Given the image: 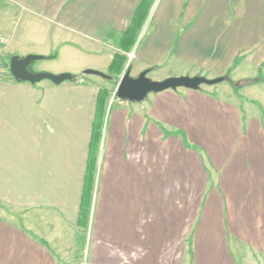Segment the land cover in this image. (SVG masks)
<instances>
[{
  "label": "crops",
  "instance_id": "obj_1",
  "mask_svg": "<svg viewBox=\"0 0 264 264\" xmlns=\"http://www.w3.org/2000/svg\"><path fill=\"white\" fill-rule=\"evenodd\" d=\"M140 2L0 0V30L11 17L24 24L22 41L17 31L2 37L0 62L15 54L14 42H44L26 52L55 58L60 48L71 61L64 70L76 75L32 84L0 73V264H64L82 253V232V264H264V111L257 106L264 81L237 92L180 87L142 102L111 101L112 94L98 103L105 84L84 70L109 72ZM151 27L147 42L136 45L133 76L166 68L159 78L171 69L264 77V0H169ZM252 67L259 75L250 77ZM98 117L102 135L82 226Z\"/></svg>",
  "mask_w": 264,
  "mask_h": 264
},
{
  "label": "rangeland",
  "instance_id": "obj_2",
  "mask_svg": "<svg viewBox=\"0 0 264 264\" xmlns=\"http://www.w3.org/2000/svg\"><path fill=\"white\" fill-rule=\"evenodd\" d=\"M168 3H169V0H155L154 1V3L152 4V6L150 8V12H149L148 18L146 19V21H145V23L143 25V28L140 30L139 36H138L137 41H136L137 42L136 45L139 43V45L141 46V44L143 42H147V40H148L147 37H148L149 34H151V32L153 30V28L151 27L152 20L154 19L155 16L157 18L158 13L163 8H166L168 6ZM32 25H33L32 29H33V32H34V29L37 26H36L35 23H33ZM6 26H7V29L10 30L11 32L17 31L16 39L22 41L23 38H22L21 32L19 30H22L24 28V24H22V22H21V20H19L18 16L16 17L15 21H13V22H12V17H11L7 21ZM32 29L30 30V32H32ZM156 29H157V27H156ZM8 30H6V31L0 30V41H1L2 37H6V38L10 39V35H8ZM13 37H15L14 34H13ZM35 37L36 36H33L32 39H34ZM119 40H118V42H116V48L118 49L116 53L125 54L128 57V60H127V63L125 65V68L123 69V71L120 74H117L115 72H110V71L107 73V74H109V75H111L113 77L112 81L109 80V79H105V78L102 79L103 77L102 78L100 77L101 80H103L102 81L103 84H105L104 86H102V88H106L107 90L110 91V95H109L107 100L110 99L111 95L113 94L114 90L116 89V87H115V88H113V90H111L112 89L111 86L113 84L116 85V83H117L116 81L118 79L120 80L122 74L127 69L128 65H133V67H134L133 71L134 72L136 71V66H137L136 53L138 52V48L140 46L136 47V45H135L134 48L130 52L129 51L126 52V51H123L120 48ZM0 43H2V42H0ZM18 43H20L21 46H19ZM41 43H44V42H14L13 44H15V45H13V46L11 45L10 47L13 48L11 51L15 52V54L28 53V52H26V51H28V49H43L42 48L43 46H45V47L48 46L47 43L45 45H41ZM62 51L63 50L60 51V48L59 49H54L53 53L55 55H57L55 58H50V57H48V56H46L44 54H40V53H28V54L44 55V58L32 61L31 64L29 65V69L34 71V72H47V73H52V74L72 73L71 71H65L64 70V68L66 66H68L71 61L67 60L68 58H67V56L65 54V51L64 52H62ZM13 52H11V53H13ZM15 54L8 55L7 61L10 60L11 55H15ZM28 54H23V56H26ZM5 61L0 62V73L1 74H8V69L3 66ZM165 69H162V70H160L158 72H154L152 74H149V76L152 79H154V80H159V79L162 80V78H159V77H160V75L166 73ZM170 71H172V75L171 76H181V75L194 76V75H197V74H192L193 72H186L185 74H179L180 72L178 70H176V69L175 70L171 69ZM189 73H191V74H189ZM248 73L250 74V77H254L256 75H259L258 74V69L253 68V67L248 69ZM230 77H231V81L232 82H230V79H227V80H225V81H223V82H221L219 84H216L217 87H215V88H222L224 86L231 85L232 87H234L233 89H235L236 92H237V91L240 90V87L243 84L248 82V80L233 79L231 75H230ZM258 78H262V77H258ZM253 79H256V78H253ZM261 81H264V80H261ZM41 82H43V83H45V82L52 83V81L49 80V79H44ZM250 82H253V81H250ZM204 86H207V85H204ZM260 86L264 87L263 84H261ZM218 92H220V91H218ZM222 95L230 96L232 98H234L236 96L238 98L241 97V96H239L240 94L236 95L234 93H228V92H224V91L222 92ZM242 95L247 96V97L250 96L248 91H243ZM242 98H244V97H242ZM247 100H248V102L251 103L250 99H247ZM259 100L262 101L261 98H259ZM242 103H244L246 105L245 99H242ZM261 103H262V105L260 103H258L257 106L264 111V100ZM246 107L247 106H245V108ZM247 108L249 109V106ZM252 109H254V107H252ZM80 234H81L80 241H79L78 245L76 243V246L81 247L82 253H80L79 255H73L72 254V255L66 256L65 260H64V264H82V263L86 262V255H85L86 253L83 251V249H84L85 244H86L87 236L83 232L80 233Z\"/></svg>",
  "mask_w": 264,
  "mask_h": 264
},
{
  "label": "water",
  "instance_id": "obj_3",
  "mask_svg": "<svg viewBox=\"0 0 264 264\" xmlns=\"http://www.w3.org/2000/svg\"><path fill=\"white\" fill-rule=\"evenodd\" d=\"M44 55L28 54L20 56L13 55L10 60L4 63L5 68L10 70L12 76L19 81H26L32 84L49 79L56 84L64 81L75 80L76 75L72 73L52 74L47 72H34L29 69L32 61L42 59ZM151 68L143 70L136 76L132 75V67L128 66L122 74L116 87V95L119 99L130 102H142L152 92L157 93L164 90H176L180 87L200 89L202 86H213L227 80L226 76L209 78L204 75H181L169 76L162 80H154L149 76ZM85 74H94L105 79L112 80L113 77L103 71L96 69H85Z\"/></svg>",
  "mask_w": 264,
  "mask_h": 264
},
{
  "label": "trees",
  "instance_id": "obj_4",
  "mask_svg": "<svg viewBox=\"0 0 264 264\" xmlns=\"http://www.w3.org/2000/svg\"><path fill=\"white\" fill-rule=\"evenodd\" d=\"M154 1L155 0H141L135 12V15L130 23V26L120 36L119 46L123 51L130 52L136 45L137 43L136 41L139 36L140 30L143 28V25L146 19L148 18L150 8L152 4L154 3ZM12 56L13 55H11V57ZM127 60H128V57L125 54L116 53L111 62L109 71L120 74L125 68ZM8 74L11 76L13 80H16L12 76L10 70H8ZM226 77L227 79H230V82H232L229 74H227ZM254 80H264V77L256 78L252 80L248 79L247 83H250V81H254ZM16 81H19V80H16ZM199 90H203V88L201 87ZM109 95H110L109 90H107L106 88H101L98 94V103L104 105ZM101 135H102V122L100 118L98 117V120L94 128V136L91 142L88 172L86 175V185H85V190H84L82 205H81V214H80L79 224L82 226L86 225V221H87V218L90 212V198H91V192H92V185L94 181V175L96 172V158L98 154V148L100 144Z\"/></svg>",
  "mask_w": 264,
  "mask_h": 264
},
{
  "label": "built area",
  "instance_id": "obj_5",
  "mask_svg": "<svg viewBox=\"0 0 264 264\" xmlns=\"http://www.w3.org/2000/svg\"><path fill=\"white\" fill-rule=\"evenodd\" d=\"M115 98H117V95H116V89H115L114 92H113V95H112V99H111V101H114Z\"/></svg>",
  "mask_w": 264,
  "mask_h": 264
},
{
  "label": "flooded vegetation",
  "instance_id": "obj_6",
  "mask_svg": "<svg viewBox=\"0 0 264 264\" xmlns=\"http://www.w3.org/2000/svg\"><path fill=\"white\" fill-rule=\"evenodd\" d=\"M63 42H74V41H63Z\"/></svg>",
  "mask_w": 264,
  "mask_h": 264
}]
</instances>
